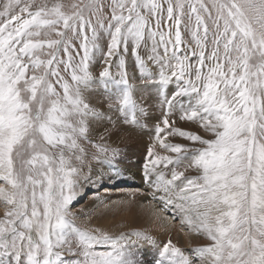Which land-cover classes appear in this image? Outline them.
I'll use <instances>...</instances> for the list:
<instances>
[{
    "label": "snow or ice",
    "instance_id": "snow-or-ice-1",
    "mask_svg": "<svg viewBox=\"0 0 264 264\" xmlns=\"http://www.w3.org/2000/svg\"><path fill=\"white\" fill-rule=\"evenodd\" d=\"M154 110L143 178L203 241L169 239L155 264H264V0H7L0 264H139L152 237L80 227L73 205L96 166L116 171L113 131Z\"/></svg>",
    "mask_w": 264,
    "mask_h": 264
},
{
    "label": "bare ground",
    "instance_id": "bare-ground-1",
    "mask_svg": "<svg viewBox=\"0 0 264 264\" xmlns=\"http://www.w3.org/2000/svg\"><path fill=\"white\" fill-rule=\"evenodd\" d=\"M113 139L114 144H117L119 138ZM116 172H112V176H106L94 169L95 182L87 186L86 191L94 194L89 195L88 201L75 210L84 224L89 228L99 227L113 236L131 230L142 231L152 237L156 244L161 241L165 243L169 239L177 246L188 247L192 243L196 244V239L187 235L186 229L182 230L179 217L173 219L172 211L165 210L163 202L153 198L152 188L145 182L142 173L135 171L131 165L117 167ZM95 194H98L99 200L95 199ZM85 196L87 195L83 197ZM141 247L149 250L155 244L144 241ZM145 254L149 256L148 252ZM138 261L139 264L146 262Z\"/></svg>",
    "mask_w": 264,
    "mask_h": 264
},
{
    "label": "rangeland",
    "instance_id": "rangeland-1",
    "mask_svg": "<svg viewBox=\"0 0 264 264\" xmlns=\"http://www.w3.org/2000/svg\"><path fill=\"white\" fill-rule=\"evenodd\" d=\"M6 2H7V0H0V10H2V6ZM64 2L69 3V2H71V0H64ZM185 39H189L187 37V35H185ZM105 50H106V44H105ZM142 54H143V52H142ZM127 60H128V65H129L128 71H129V74L131 75L132 66H133L134 61L131 57L130 49H129V55H128ZM102 66H103L102 64L97 62V64L92 68V71L94 73L98 74L99 71L101 70ZM112 71L113 72L116 71L115 67H113ZM159 116H160V113L158 111L154 110L153 111V119H151L147 122L148 128L144 129V130L138 129L136 131L129 132L127 130L117 129V130L113 131V134L111 136V143L113 144V146H118L121 150L120 157L116 163V165H117L116 170H117V167L122 168V167H124V165H131L135 169V171H137L140 174L142 173V176H143V168H144V165L146 163L147 149H148L149 144L152 142V137L154 135V125L156 123V120L159 119ZM177 126L182 128V129L188 130V131L197 132L198 134H200L201 136H204L205 138H210L209 135L207 133H205L202 129H200L198 127V125H196V124H192L189 122L177 121ZM117 137L120 140L117 139L118 140L117 144H114L115 139H113V138H117ZM172 142L181 143V144H189L188 141L183 140L182 138H179V137L174 138L172 140ZM94 169L98 170V172L105 173L106 176H112V174H113L112 172L117 173L116 171H112L111 169H109L107 166H96ZM188 174L191 175L194 173H188ZM115 178H117V177H115ZM117 182H119V181H117ZM93 194L94 193L88 194V192H86L87 196L82 197L77 203H75L73 205V211L75 212V210L80 208L82 206V204H85L88 201V196L93 195ZM157 200L161 202V200H159L158 198H157ZM2 211L0 213H2ZM76 223L80 227H88V225L84 224V222L82 221V217H80V216L76 220ZM154 242H155V240H154ZM165 242H167V241H165ZM202 242L203 241L196 239V244L202 243ZM154 244H155V247H157V248L154 247L152 249H149L150 251L140 247L139 251L137 252V257H138V258L136 257L137 260L146 261V262H144V264H154L155 260L157 258V255H158V250L160 247L163 246L164 242L161 241V242H157V244L156 243H154ZM193 245H195V243H192L188 247H183V246H178V247L187 250L188 248H190ZM151 250H152V253H151ZM143 251L148 252L149 256L146 255L145 252H143Z\"/></svg>",
    "mask_w": 264,
    "mask_h": 264
}]
</instances>
